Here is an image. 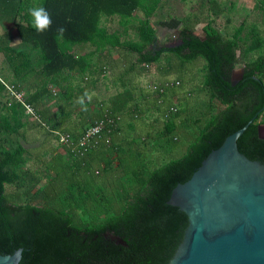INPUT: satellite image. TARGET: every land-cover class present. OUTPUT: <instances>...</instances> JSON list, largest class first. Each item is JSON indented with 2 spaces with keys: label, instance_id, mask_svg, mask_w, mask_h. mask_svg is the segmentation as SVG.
Masks as SVG:
<instances>
[{
  "label": "trees",
  "instance_id": "16d2710c",
  "mask_svg": "<svg viewBox=\"0 0 264 264\" xmlns=\"http://www.w3.org/2000/svg\"><path fill=\"white\" fill-rule=\"evenodd\" d=\"M163 1L18 0L14 11L19 21H12L17 37L23 44L38 45L43 61L40 73L45 78L88 70L89 55L77 56L74 52L75 47L84 45L93 46L96 50L110 48L130 52L135 56L131 69L138 65L151 69L164 55L175 58L178 71L183 70L186 64L202 60L205 64L203 87L209 95V102H216L224 108L203 123L184 155L171 158L138 179L134 178L138 182L137 190L121 199L123 205L118 206L114 214L102 222L79 225L76 209L88 208L90 213H99L96 208H100L88 194L91 183L98 177L95 172L98 171V175L100 172L90 171L84 160L83 163L68 165L61 156H53V168L57 171L60 187L54 190L51 198L57 204L36 206L21 201L17 192H7L6 187L16 188L20 183L21 168L26 164L27 155L26 148L20 143V126L16 124L22 107L17 103L11 104L8 110L15 126H10L9 119L2 118L4 127H0V256L12 255L21 249L19 264H170L188 227L185 213L168 204L174 188L189 181L212 151L252 119L254 122L237 140V148L249 160L264 164V139L258 136L261 124L258 121L264 113V54L246 62L242 78L234 81L232 76L238 62L237 53L241 51L244 25H239L227 36L210 18L195 26L190 20L182 23L177 29L178 43L166 46L158 40L150 22ZM5 4L8 9L7 2ZM36 5H42L52 19L51 26L44 32L36 31L28 13V9ZM137 11L141 17L135 18ZM102 16H117L124 33L136 19V39L121 40L120 34L108 33L100 26ZM61 28L64 29L62 35L58 32ZM249 33L251 44L247 52L260 50L262 40L257 33ZM3 40L10 41L8 32L0 36V42ZM0 52L12 50L8 46H0ZM178 81L181 88L182 81ZM4 90L0 82V92ZM40 96L34 94L26 102L32 105ZM171 96L169 92L163 97L166 107L173 102ZM133 103L134 95L125 90L110 99L108 109L114 115L128 111L135 117L137 110ZM152 103L160 111L164 134L172 141H178V136L173 133L177 129L180 109L164 119L165 109L158 106L156 100ZM37 113L51 130L68 132L75 139L83 132L73 134L60 123L50 125L42 112ZM98 119L96 116L91 125ZM43 131L52 137L48 131ZM118 133L117 128L108 142H100L86 158L99 150L109 151L119 160L117 167L129 164L135 171L144 170L135 162L137 157L128 156L126 159L115 152L118 147H114L113 138ZM129 141L127 144L139 145L133 138ZM85 196L94 206H88Z\"/></svg>",
  "mask_w": 264,
  "mask_h": 264
},
{
  "label": "rangeland",
  "instance_id": "374dc122",
  "mask_svg": "<svg viewBox=\"0 0 264 264\" xmlns=\"http://www.w3.org/2000/svg\"><path fill=\"white\" fill-rule=\"evenodd\" d=\"M4 1V4L6 2L8 4L7 12L13 10L18 3V0ZM134 16L141 17V13L137 11ZM17 18L15 17V20ZM207 18L213 19L222 34L227 36L239 25H244L241 51L237 53L238 62L232 76V79L236 80L246 62L264 54V0H164L150 22L158 40L166 46H174L178 43L176 34L182 23L190 20L195 26ZM12 24L13 22L7 25L11 37L14 31ZM137 25V20L133 19L124 33L117 16L110 18L102 16L100 20L101 27L108 33L120 34L121 40H135ZM251 31L257 33L263 46L258 51L247 52L251 44L249 33ZM11 42V38L10 41L0 42V46H11L9 48L12 50L0 54V78L6 84L15 86L25 100L34 94H41L32 106L37 112L44 114L50 125L60 123L61 127L73 134L81 133L93 123L96 116L100 115L102 108L108 107L114 95L125 90L134 95L132 105H136V117L128 111L119 114V133L113 138V145L118 147L115 152H118V155L122 154V158L137 157L135 162L144 170L138 167V171H135L129 164L117 167L119 160L109 151L99 150L87 157L84 160L85 167H89L90 171L100 172L91 183V192L88 193L97 201L100 208H96L99 213H94L95 211L90 213L87 207L76 209V222L79 225L102 222L114 214L116 208L123 205L121 199L131 196L137 190L138 182L134 178L138 179L171 158L184 155L203 123L212 114L224 108L216 102H209V95L203 87L205 64L202 60L186 64L183 70L178 71L175 58L164 55L151 69H145L141 65L131 69L135 56L130 52L110 48L96 50L93 46L84 45L75 47L74 52L77 56L89 55V69L85 72L62 74L51 79L40 73L43 61L36 43L23 49L27 44L19 41L22 45L18 47L19 43H15L18 41ZM166 80L182 81L181 88L170 92L172 103L178 110L180 109L176 122L177 129L173 133L178 136V141H172L164 134L160 111L146 95L150 84ZM81 98L83 103L79 102ZM9 104H13V101L5 89L0 92V127H4L2 118L9 119L10 126H15L8 110ZM258 122L264 124V113ZM16 124L20 126V143L27 150L26 164L21 168L22 179L18 186L6 187L7 192H17L21 196V201L36 206L57 204L51 198L55 194L54 190L60 187L57 171L53 168L55 165L53 156H61L63 162L68 165L79 161L49 137L32 118L24 114L22 109ZM152 128L154 130H151ZM117 136L121 138L116 139ZM132 138L138 140L137 147L127 144ZM177 149L181 151L174 153L173 150ZM81 192L84 195L85 191ZM84 199L89 200L86 196ZM88 206L94 205L88 201Z\"/></svg>",
  "mask_w": 264,
  "mask_h": 264
},
{
  "label": "water",
  "instance_id": "95a60500",
  "mask_svg": "<svg viewBox=\"0 0 264 264\" xmlns=\"http://www.w3.org/2000/svg\"><path fill=\"white\" fill-rule=\"evenodd\" d=\"M253 122L228 136L172 191L168 204L185 213L188 227L170 264H264V164L237 148ZM21 254L0 256V264H19Z\"/></svg>",
  "mask_w": 264,
  "mask_h": 264
},
{
  "label": "built area",
  "instance_id": "2783aa9c",
  "mask_svg": "<svg viewBox=\"0 0 264 264\" xmlns=\"http://www.w3.org/2000/svg\"><path fill=\"white\" fill-rule=\"evenodd\" d=\"M1 83L10 94L13 103L19 104L26 116L32 118L33 122L39 125L43 130L48 131L58 145L81 163H83V160H85L90 152L96 149L100 142H108L112 133L118 128L120 116L112 114L107 107L102 108L99 119L93 125L86 128L76 139L68 132L51 130L35 108L28 104L22 94L16 90L15 86H10L2 81ZM180 86L181 83L178 80H166L160 83L150 84L147 87L146 93L148 97L151 98V101L156 100L158 106L165 109L164 119L177 113L178 108L174 103L166 107L163 103V97L169 92L179 89ZM10 105L11 104H9V106ZM95 174L98 175V171H96Z\"/></svg>",
  "mask_w": 264,
  "mask_h": 264
},
{
  "label": "crops",
  "instance_id": "0c3cea01",
  "mask_svg": "<svg viewBox=\"0 0 264 264\" xmlns=\"http://www.w3.org/2000/svg\"><path fill=\"white\" fill-rule=\"evenodd\" d=\"M5 5L6 4H4V0H0V36H2L3 34H4V32H9L8 31V24H10V23H12V21L13 20H15V17H16V14H15V11H14V8H13V10H10V11H6V8H5ZM14 7H16V5L14 6ZM8 10V9H7ZM14 14H15V17H14ZM19 21V19L17 18V20H15V22H18ZM12 27H13V29H14V31H13V33H12V37L10 36V38H11V40H12V42H13V40H14V42L15 41H18V42H15V43H19L18 45H20V46H18V47H21V43L19 42V39H18V37H17V32H16V29H15V27H14V24H12ZM11 42V43H12ZM31 44H33V43H29V44H27V46H26V48L24 47L23 49H27L28 47H29V45H31ZM10 45V44H9ZM9 47H11V46H9ZM37 47V46H36ZM32 49H33V47H32ZM21 50H22V48H21ZM38 50H39V48H38ZM3 53H5V52H3ZM0 54H1V52H0ZM43 66V65H42ZM42 68V67H41ZM4 82L1 78H0V82ZM5 83V82H4ZM85 130V129H84ZM83 130V131H84ZM151 130H154V128H152ZM151 130H149L150 132H151ZM138 132H140L139 131V129H138ZM156 132H157V130H156ZM121 137H119L118 138V136H117V138L116 139H120ZM143 140V139H142ZM138 141V140H137ZM178 151H181L180 149H177V150H173V152L175 153V152H178Z\"/></svg>",
  "mask_w": 264,
  "mask_h": 264
},
{
  "label": "clouds",
  "instance_id": "9594fccd",
  "mask_svg": "<svg viewBox=\"0 0 264 264\" xmlns=\"http://www.w3.org/2000/svg\"><path fill=\"white\" fill-rule=\"evenodd\" d=\"M28 13L32 18V24L37 32L46 31L52 24V19L49 12L42 6L36 5L28 9ZM64 29H58V32L62 35ZM87 96L88 93H85ZM91 97L89 96V99ZM80 103H83V98L80 99Z\"/></svg>",
  "mask_w": 264,
  "mask_h": 264
},
{
  "label": "flooded vegetation",
  "instance_id": "af4514ba",
  "mask_svg": "<svg viewBox=\"0 0 264 264\" xmlns=\"http://www.w3.org/2000/svg\"><path fill=\"white\" fill-rule=\"evenodd\" d=\"M264 124H260L259 125V128H258V136L261 138V139H264Z\"/></svg>",
  "mask_w": 264,
  "mask_h": 264
}]
</instances>
